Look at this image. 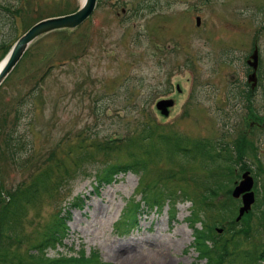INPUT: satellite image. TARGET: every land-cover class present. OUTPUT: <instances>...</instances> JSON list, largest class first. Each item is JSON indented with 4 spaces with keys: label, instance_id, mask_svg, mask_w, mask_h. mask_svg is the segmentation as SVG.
Here are the masks:
<instances>
[{
    "label": "rangeland",
    "instance_id": "obj_1",
    "mask_svg": "<svg viewBox=\"0 0 264 264\" xmlns=\"http://www.w3.org/2000/svg\"><path fill=\"white\" fill-rule=\"evenodd\" d=\"M78 3L0 0V55L30 23ZM254 39L257 82L249 91L245 59ZM167 97L173 104L163 115L154 103ZM263 120L264 0H97L75 27L31 42L0 82V213L6 208L10 224H18L10 247L17 253L9 252L8 263L43 238L59 209L68 210L67 230L61 244L44 249L48 258L83 249L96 251L103 264H203L191 244L189 200L177 201L172 216L167 201L161 209L140 204L127 230L116 222L145 185L197 201L206 186L221 182L206 194L219 202L245 171L241 157L257 195L264 185ZM10 130L12 147L5 144ZM222 150L235 160L217 159ZM134 159L144 167L95 187L103 168ZM32 182L35 190L27 191ZM19 190L15 204L7 193ZM75 197L80 203L71 206ZM231 201L233 217L239 196ZM219 213L212 212L213 226L222 231H212L224 238L230 217ZM247 218V233L234 247L227 243L222 264H255L264 236L256 216Z\"/></svg>",
    "mask_w": 264,
    "mask_h": 264
},
{
    "label": "trees",
    "instance_id": "obj_2",
    "mask_svg": "<svg viewBox=\"0 0 264 264\" xmlns=\"http://www.w3.org/2000/svg\"><path fill=\"white\" fill-rule=\"evenodd\" d=\"M8 47V45H7ZM3 49L4 51L7 49ZM249 95L246 96L248 98ZM11 133V130L8 131L5 135V144L7 145V141L11 146V143L9 141L10 136L9 134ZM17 139V138H16ZM14 145V144H12ZM8 146V145H7ZM217 159H222L226 160V162H231L234 161L235 159L231 158L229 154L225 153L223 150L222 152L216 153L215 154ZM240 163H243L240 169H244L246 167L245 161L241 158L238 159ZM143 162H139L138 160H132L131 162H124V163H117V164H111L103 168V170L98 174L96 180L97 183H108L110 182L116 173L126 171V170H132L136 171L139 168H143ZM224 183H219L211 186H206L203 190L205 194L202 195V198H198L197 201L192 200L190 197L187 196L184 192L178 191L174 192L172 190H169L166 192V188H159L157 191H154L155 193H152L150 191L146 190V187H142L140 192L142 195V200L144 203L148 205H152L153 203L158 205L159 207L162 206L164 201H167L169 204V208L171 210V216L173 215V207L174 204L177 201L181 200H189L191 205L193 206L192 209L190 210V215H188V223L191 227L192 231V246L193 248L196 249L197 251V257L199 259H204L203 264H207L211 259H215V264H221L222 259L224 258L225 255L229 254L228 250V245L227 243L230 241L232 242L234 247L235 245L238 244L239 240L241 239L242 234H246L249 225H248V214H254L257 218L258 221V227L260 226L263 236H264V185H261L259 190H255L257 192V195L255 196V200L257 203L253 206V208L256 209V211H253L252 209L246 212L244 214V219L240 220V224L237 228H235V222L233 221L232 214L234 213V206L233 202L231 201V197L228 194V189L225 190L227 193L223 197L222 200L219 202H215L212 200L207 199L206 194L213 195L217 190H219L220 187H223ZM256 189V187H255ZM30 190L33 192L35 190L34 187V182L30 183L27 186V191ZM24 191V190H19L17 193L13 195V192L9 191L7 193V196L11 195V201L15 204H17L16 199H14L19 192ZM26 191V190H25ZM23 193V192H22ZM0 195L3 196V194L0 193ZM166 199V200H165ZM208 201H210L208 203ZM80 203L79 197H75L72 202L71 206H76ZM139 206V200H137L135 203H130V205H126V207L123 210L124 216L122 215V221L118 220L117 226H120L124 224L125 230L133 226L134 224V215L133 212L136 211L137 207ZM17 211L19 209L17 207H14ZM207 210V213L205 214L204 217H199L198 212L200 209ZM217 211L218 213L225 211L226 214L230 217L228 222H227V227L225 231L228 233L227 236L224 238H221L219 234H216L212 231V226L215 223L216 216L212 214V212ZM8 213L6 211V208L3 209V211L0 213V229L2 231L6 228L8 231L12 230V235L9 233L6 235L5 238L1 236V231H0V255L2 256L3 263L2 264H9L12 262L10 259V247L15 248V246H12L11 244H16L14 243V238H15V233L13 232V229L18 226V224H14L11 221L10 224V218H8ZM219 213V214H220ZM66 217H68V210H66V213L61 215L60 210H56V216H54L53 220L48 224V227L46 229V233L43 234V238L39 240V242L31 245V247L38 248L40 250L39 254H30L24 251V256L21 258V255H17L16 258V264H46L44 260L52 262V264H103L100 259L98 258L97 254L95 252H91L88 255H85L83 253V250L80 249L77 255H63L59 254L55 258H48L43 254V249L48 246H54L55 244H61V239L65 234V231L67 229L66 225ZM198 222L199 224L196 225L195 223ZM127 224V225H126ZM56 231H54V229ZM214 228V226H213ZM51 229V230H50ZM53 229V230H52ZM5 233V232H3ZM11 235V236H10ZM245 237V236H244ZM22 238H19L18 240L20 241ZM17 240V241H18ZM12 255H16V251L13 250ZM254 260L255 264H264V237L263 240L260 242L259 247L257 249H254ZM13 263V262H12Z\"/></svg>",
    "mask_w": 264,
    "mask_h": 264
},
{
    "label": "water",
    "instance_id": "obj_3",
    "mask_svg": "<svg viewBox=\"0 0 264 264\" xmlns=\"http://www.w3.org/2000/svg\"><path fill=\"white\" fill-rule=\"evenodd\" d=\"M96 0H81L78 7L72 11L56 14L41 18L30 25L16 40L12 43L5 56L0 60V82L4 76L11 70L13 65L18 60L19 56L26 48V46L36 37L46 31L52 29L72 28L84 19L94 8ZM195 22L198 24L199 18L195 17ZM256 46L254 44L247 63L251 66V71L247 74V81L250 87L255 84V68L257 64ZM173 104V99L170 97L159 98L155 101L154 107L159 113L165 115L168 113V108ZM264 124V120L262 122ZM252 185V177L248 170L241 173L238 182L232 187L231 195L237 197L240 195L241 203L237 207V214L235 220H238L241 214L246 211L253 201V192L250 189ZM220 231L221 228H215Z\"/></svg>",
    "mask_w": 264,
    "mask_h": 264
},
{
    "label": "bare ground",
    "instance_id": "obj_4",
    "mask_svg": "<svg viewBox=\"0 0 264 264\" xmlns=\"http://www.w3.org/2000/svg\"><path fill=\"white\" fill-rule=\"evenodd\" d=\"M81 1V0H80ZM102 208V204H95L94 206H93V213H95V212H98L100 209ZM96 214V213H95ZM119 245V247L120 248H123V245L122 244H118ZM117 245V246H118Z\"/></svg>",
    "mask_w": 264,
    "mask_h": 264
}]
</instances>
